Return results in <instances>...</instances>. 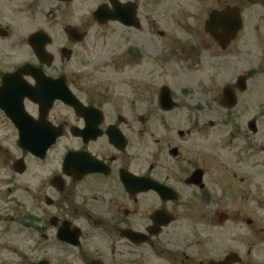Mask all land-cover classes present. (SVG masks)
<instances>
[{"label": "flooded vegetation", "instance_id": "1", "mask_svg": "<svg viewBox=\"0 0 264 264\" xmlns=\"http://www.w3.org/2000/svg\"><path fill=\"white\" fill-rule=\"evenodd\" d=\"M0 264H264V0H0Z\"/></svg>", "mask_w": 264, "mask_h": 264}, {"label": "rangeland", "instance_id": "2", "mask_svg": "<svg viewBox=\"0 0 264 264\" xmlns=\"http://www.w3.org/2000/svg\"><path fill=\"white\" fill-rule=\"evenodd\" d=\"M76 10L80 11L82 10L83 6L79 5V3H77L75 5ZM173 11H171L172 13ZM155 15H161L159 9H156ZM176 17H178V11L176 14ZM165 26V24H164ZM167 27V26H166ZM252 29H256V25L253 24L252 25ZM90 34L92 33V37L90 36V41L88 43V45H85L86 47V52L84 51H80L78 53V56L75 60V62H73L72 64L74 65H78L79 61H81L82 64H106L107 69H106V80H107V86H111L110 81H116L117 80V72L115 70L116 67V59H115V51H116V47L117 44H119V39L118 36L116 37V35L118 34V32H120L118 26L116 24H112V25H108L105 28H97L96 26H91L90 28ZM180 32V29L178 26H172L171 25V29L168 30V32L166 33L167 36H173L176 35ZM95 33H106L109 36L107 37V39L104 38V42L103 45H101V41H95L93 38H95ZM139 34L137 36H135V38H139L141 39H146L147 35H144V32L140 33H136ZM156 34L151 33L150 39H154V42H151V40H149V49L151 51V49L153 48L154 52L157 51V48H162V47H170V38L168 37V40H162L160 39L158 36L155 37ZM126 38H131L130 35H126ZM124 37V38H125ZM158 37V38H157ZM161 41H165L164 44H162ZM174 44V48L173 51L175 50V47H178L175 45L176 41H172ZM159 46V47H158ZM176 56H173L172 54L168 57V56H164V55H156V57H153L152 55L149 56V58H145V61H142L141 64L142 65H148L150 66V70H155L156 74H163V75H167V77L171 76V81L173 83V92L175 93L176 97L181 100L184 101L185 104H190L192 102H195V100L193 99H184L183 95V86L181 84V77H182V66L184 64V60H182V57L178 56V52H175ZM254 60V58H253ZM104 61H107V63H105ZM80 63V64H81ZM145 69V68H144ZM146 75L144 74V77ZM103 80L105 79V77H102ZM159 80V79H157ZM163 80V79H161ZM112 88L109 87V89ZM196 97V96H195ZM183 98V99H181ZM194 107V106H193ZM192 107V108H193Z\"/></svg>", "mask_w": 264, "mask_h": 264}, {"label": "water", "instance_id": "3", "mask_svg": "<svg viewBox=\"0 0 264 264\" xmlns=\"http://www.w3.org/2000/svg\"><path fill=\"white\" fill-rule=\"evenodd\" d=\"M99 14H100V10H98V11L96 12V15H97V16H99Z\"/></svg>", "mask_w": 264, "mask_h": 264}]
</instances>
